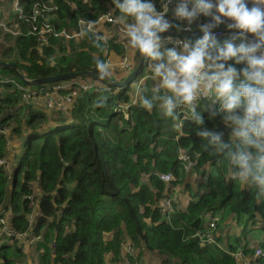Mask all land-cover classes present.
<instances>
[{"label": "trees", "instance_id": "1", "mask_svg": "<svg viewBox=\"0 0 264 264\" xmlns=\"http://www.w3.org/2000/svg\"><path fill=\"white\" fill-rule=\"evenodd\" d=\"M22 2L23 13L30 17L32 4ZM40 3L57 10L50 14L51 18H39L34 25L41 28L51 23L56 32L71 34L78 32L80 21H97L113 6L112 0ZM12 13L13 23L8 26L19 24L18 34L6 36L8 45L2 48L0 62L15 65L30 81L85 74L75 79L103 83L96 91H80L69 115L27 104L21 105L26 108L19 107L22 91L0 84V127L14 126L12 133L24 140V152L14 174L10 176L0 169V208L9 203L14 229L21 234L29 232L31 223L26 215L33 212V207H29L27 197L34 195L33 185H38L42 192L35 197L39 216L32 228L37 234L44 233L37 246L43 251L40 264H107L109 255L113 263H119L128 243L140 251L160 255L166 260L164 264H237L228 252L253 253L249 235L255 230L263 237L254 249L264 250V200L258 202L254 189L231 178L226 158L205 151L207 142L192 131L190 121H185L183 131H178L174 121L162 116L157 108L149 112L140 103L130 108L128 119L118 112L120 105L129 103L131 87L107 90L104 84L117 80L114 78L119 74L114 71L118 69H109L110 75L103 76L96 67L98 60L106 63L107 58L127 55L116 38L103 43L90 33L69 41L51 36L48 45H42L40 38L31 34L33 23H19V12ZM142 77L141 72L136 79ZM4 79L26 86L11 69H0V80ZM52 85L29 87L41 91ZM151 93L145 87L142 94ZM216 108L218 105L209 103L203 112L205 127L222 133L227 141L230 130L219 116H210ZM5 136L0 135L1 159L6 156ZM181 154L197 163L193 171L185 170ZM189 173L207 179L197 192L191 191L189 183L184 184ZM168 174L175 177L171 184L159 177ZM177 185L183 191L172 190ZM177 192L190 195L188 205L183 209L175 206L172 215L163 214L159 202L179 195ZM214 218L218 222L211 231ZM233 222L243 226L242 232L230 241L221 231ZM258 225L261 228H256ZM208 232L219 245L226 242L229 251L217 245H200L195 235ZM13 243L0 247V264L22 263L23 251L17 242ZM129 258L131 264L140 262V256Z\"/></svg>", "mask_w": 264, "mask_h": 264}, {"label": "clouds", "instance_id": "2", "mask_svg": "<svg viewBox=\"0 0 264 264\" xmlns=\"http://www.w3.org/2000/svg\"><path fill=\"white\" fill-rule=\"evenodd\" d=\"M112 3L128 46L147 60L155 82L151 95H139L141 106L149 112L157 108L178 131L190 121L192 131L207 142L205 151L226 158L231 178L254 189L255 200H264V0H159V10L155 0ZM201 17L206 22L198 25L202 35L195 41L164 38L173 29L190 32ZM221 25L231 38H217ZM96 67L110 75L107 63L98 60ZM209 103L218 105L211 118L219 116L230 130L227 141L205 127ZM182 109L186 119L178 117Z\"/></svg>", "mask_w": 264, "mask_h": 264}, {"label": "built area", "instance_id": "3", "mask_svg": "<svg viewBox=\"0 0 264 264\" xmlns=\"http://www.w3.org/2000/svg\"><path fill=\"white\" fill-rule=\"evenodd\" d=\"M7 0H1L0 7L5 4ZM29 3L32 4V11L33 14L29 17L22 11V0H12V8L14 10H11V12H19V23H33L31 24V34L36 35L40 38L42 45H48L49 38L51 36H54L56 38H65L66 41H69L71 39L80 40L82 36L85 33H90L94 35V37L97 39V37H103V39H99L103 43H106L109 38H116L118 43L120 40H124V33L122 30V26L116 21V13L117 11L114 8V5L110 7L108 13L106 15L101 16L97 21H94L92 24V28L82 35V30L87 28L88 22L80 21L78 24V32L75 34H71L67 31H62L60 33L56 32L55 28L48 23H45L41 26V28L37 25H34V23L38 22V19H46L47 16H50V14L57 10L56 7L51 6L49 4L40 3L41 0H27ZM159 1V0H158ZM157 7V5H156ZM160 9V5L158 6L157 10ZM0 13L2 14V11L0 10ZM169 14V19H170ZM51 18V16H50ZM205 18L201 17L198 21L194 22L192 26V30L190 32H176L178 34H193V33H200L198 30V25L201 23H204ZM16 25L15 28L13 26ZM13 26H2L4 29L2 31L3 36L8 35H17L18 34V27L19 24H14ZM1 26V25H0ZM111 31H114L117 33L118 37L111 36ZM215 34L217 38L220 41H223L225 39L231 38L233 33L226 28V26L221 25L219 28L215 30ZM168 35H164V38L166 39ZM173 39H185L181 36H172ZM2 44V41H0V46ZM120 44V43H119ZM124 44V42L122 43ZM120 44V45H122ZM125 45V44H124ZM171 46V45H167ZM112 59V60H111ZM144 60V64H147V60ZM106 63L109 65V69L117 68L118 71L125 72L130 74L133 72V63L132 61L127 57L123 58H107ZM138 79H135L134 82L131 84V90L132 93L130 94V101L129 103L122 104L118 107V112L122 113L125 118L128 119L129 117V110L132 106L138 105L139 102V95L142 94L139 90V87L142 85L140 84L141 80L144 81L143 78L139 79L138 87L136 86L135 81ZM1 85H12L17 87L20 91H22V94H24V98L28 100L27 105H31L34 107L42 108V106L47 107L48 109L52 110L51 112H62L67 115V112H71L73 110V105L70 101L71 96H76L77 94H81L82 92H89V91H96L101 85L103 84L101 80H99V83H92L91 81H82L77 79H72L68 82H60L59 84H53L51 87L42 89L41 91H35L32 90L29 85L21 86L16 81L12 79H4L0 80ZM105 88L107 90L110 89L109 85L104 84ZM61 95L68 96L67 98L60 97ZM56 108V109H55ZM48 109H45L49 111ZM186 110H180V119H186ZM3 134L2 128L0 127V135ZM180 160L185 164V170L186 171H193V169L197 166V163L194 161H191L190 157L187 155L181 154ZM7 166V161L5 159L0 158V168H4ZM160 179L167 183L171 184L173 181H175V177L171 174L168 175H160ZM172 185H169L171 188ZM31 201V206L33 209L37 206V203L35 201V198L32 195H29L27 197ZM177 198L172 197H165L163 198L158 205V208L160 211L165 215H172L175 211ZM11 209L6 210L3 207L0 208V222H2V226L5 227L4 231L0 233V243L7 239H17L21 240L22 242L25 241L27 244H35L38 242H41L43 239L42 234H37L33 231V224H30V230L29 232L25 234H21L17 232L13 224L10 222L12 219L11 217ZM4 215L10 216V219H8V223L10 225H7V221L3 218ZM6 221V222H5ZM218 222V218H214L213 221H211L210 224V230L214 231L216 229V225ZM34 223V222H33ZM11 226V227H10ZM195 237L199 240L200 245H217L219 248L224 250L221 245L218 244V241L215 240V237H213L212 232H208L207 234H198L195 235ZM128 243L124 249L129 245ZM228 254L234 259V261L237 264H262L264 262V250L261 248L254 249L253 253L246 254L244 250H238L234 252H228Z\"/></svg>", "mask_w": 264, "mask_h": 264}, {"label": "rangeland", "instance_id": "4", "mask_svg": "<svg viewBox=\"0 0 264 264\" xmlns=\"http://www.w3.org/2000/svg\"><path fill=\"white\" fill-rule=\"evenodd\" d=\"M157 5V8H158V6L160 5L159 4V2H158V4H156ZM8 7V8H7ZM5 8H7L6 10H4ZM0 10H4L3 11V13L1 14L0 13V41H2V44H1V46H0V57L2 56L1 55V51H2V48L3 47H6L7 45H8V42H7V39H6V37L5 36H3L2 35V31L4 30L3 28H2V26H5V27H8L7 25H8V23L9 24H12L13 23V18H11V16L13 15V13L11 12V10H14L13 8H12V1H10V3L8 2H6L5 3V6L3 7V8H0ZM3 18H5V19H3ZM19 20V19H18ZM12 21V22H11ZM23 23V22H22ZM16 27V25H14L13 26V28H15ZM111 36H114V37H118V35H117V33L116 32H114V31H111ZM123 37H124V40H120V44H122L123 42H124V44H122V46L127 50V55H128V50H130L131 48L128 46V44H127V40H126V37H125V35H123ZM185 38V37H184ZM196 39V38H195ZM188 40H193V39H188ZM236 42H238L239 43V40H237ZM134 50L133 49H131V51H130V54L133 52ZM119 58H122L121 56L119 57ZM140 59V58H139ZM112 60V59H111ZM134 63H135V65L133 66V72L134 71H137V69H138V67H139V64H138V59L137 60H135L134 61ZM133 72H131L130 74H128L127 76L129 77ZM142 72V78L144 79V81H142L141 80V82H140V84H142L140 87H139V90L141 91V92H143L144 90H145V87H148V88H150L151 90L153 89V87L155 86V82L153 81V79L151 78V73H150V71H149V68H148V66L147 67H145L143 70H140V72H139V74ZM126 76V77H127ZM139 79L138 80H136L135 81V83H136V86L138 87V83H139ZM1 86H3V85H1ZM3 88V87H2ZM120 91H122V90H120ZM81 95L80 94H77L76 96H71V99H70V101H71V103H72V105H74V104H76V101L78 100V98L80 97ZM60 97H62V98H67L68 96H64V95H61ZM28 103V100H26L25 98H24V94H22V96H21V103H20V106L19 107H23V108H26V107H24V106H21V105H26ZM42 109H48L47 107H45V106H42ZM56 109V108H55ZM21 110H24V109H21ZM49 111H47V112H49V113H51V111L52 110H50V109H48ZM55 113L56 114H58V113H62V112H56L55 111ZM64 115H65V113H63ZM67 115H69L70 114V112H67L66 113ZM178 117H180V111L178 112ZM14 126H12L11 127V130L9 129L8 131V133L6 134V137H7V139H6V141H7V143H6V149H11V145L13 144V146H14V144L15 143H20V141H21V139L18 137V136H15L13 133H12V128H13ZM10 131H11V133H10ZM22 142V141H21ZM24 146H21V145H17V147L15 148V150L18 152V155L16 156V157H11V156H9V154H11V155H14L13 153H9V154H7L6 153V158L4 157V159L7 161V166L9 165V167H8V169L6 170L8 173H9V171H16V169H17V165L20 163V160H21V158H22V155H23V152H24ZM14 174V173H13ZM12 176V175H11ZM186 179V178H185ZM206 178L205 177H203V176H201L200 174H193V175H188V177H187V179L185 180V183L184 184H187V183H189L190 185H191V191H193V192H197L198 191V189H199V185L201 184V183H204V182H206ZM204 181V182H203ZM35 185V184H34ZM36 186V185H35ZM182 186L181 185H177V186H175V189L176 190H179L178 192H181V191H183L182 190ZM36 190L38 191V194L37 195H39L40 194V192H39V190H38V188L36 187ZM33 192L35 193V191H34V189H33ZM176 193V194H179V193ZM34 198H35V195H32ZM181 196L183 197L184 195L183 194H181ZM174 197H178L177 195H174ZM36 199V198H35ZM180 197H178V200H177V202H176V208H180ZM30 202V201H29ZM30 205H31V202L29 203V207H30ZM32 207V206H31ZM33 213V212H32ZM27 214L26 216H27V219H28V221L30 222V223H32L33 221H34V219H35V217H36V215L35 214ZM3 218L7 221V225H10V223H8V219H10V216H8V215H4L3 216ZM5 221V222H6ZM242 226H243V224L241 223V224H239V225H236L234 222L233 223H229L227 226H224V231H227V237H229V240L230 241H232V237L233 236H237V235H239L241 232H242ZM11 227V226H10ZM256 228H261V225H258ZM4 229H5V227L4 226H2V222H0V233H2L3 231H4ZM255 232V234H253L252 236L251 235H249V238L250 239H252V248L254 247V248H256V246H257V243L260 241L259 239L261 238V237H263L262 236V232H260V231H258V230H255L254 231ZM258 236H260V238L257 240V237ZM253 237V238H252ZM10 240H15V242H17V244H19V243H22V241L21 240H17V239H10ZM13 242V241H12ZM23 242H25V241H23ZM28 245H30V244H28ZM27 249H28V247H26ZM253 248V249H254ZM32 250V253H35L34 252V250H33V248L31 249ZM137 251H138V249L133 245V244H129L125 249H124V251H123V254L121 255V259H122V261H123V264H131V262H130V258L129 257H133V258H135V259H137L139 256H140V262L139 261H137L136 262V264H142V262H143V257L141 256V254H138L137 255ZM140 251V250H139ZM43 253V251L42 250H40L39 251V254H42ZM35 256V255H34ZM38 257H37V255L34 257V258H32V263H34V264H38Z\"/></svg>", "mask_w": 264, "mask_h": 264}, {"label": "crops", "instance_id": "5", "mask_svg": "<svg viewBox=\"0 0 264 264\" xmlns=\"http://www.w3.org/2000/svg\"><path fill=\"white\" fill-rule=\"evenodd\" d=\"M10 1H12V0H7L6 2L8 3H10ZM5 2V3H6ZM5 6V4L3 5V6H1L0 8H3ZM8 8V7H7ZM7 8H5L4 10H6ZM4 10H1L2 11V13H3V11ZM5 12V11H4ZM3 19H5V18H3ZM172 32V31H171ZM130 51H131V49L130 50H128V55H126L131 61H132V63H133V66L135 65V63H134V61L135 60H137L138 59V64L140 65V62L142 61V57L140 56V54L138 53V52H136V51H133L131 54H130ZM140 58V59H139ZM117 59V58H116ZM147 65V64H146ZM147 67V66H146ZM150 71V70H149ZM115 73H117V74H119L118 75V77H116V78H114V79H117L116 81H114V82H118V83H122L121 81H123L124 79L126 80L127 78H128V73H125V72H121V71H114ZM127 76V77H126ZM2 128V131H3V134L4 135H6L9 131V129H6L4 126H2L1 127ZM11 130V129H10ZM10 133H11V131H10ZM6 137V136H5ZM6 139H7V137H6ZM22 141V142H21ZM20 141V143L18 142V143H15L14 144V146H13V144L11 145V149H6V153L7 154H9V153H13L14 155H11V154H9V156H11V157H16L17 155H18V152L15 150V148L17 147V145H21V146H23V144H24V140H21ZM6 158V157H5ZM8 167H9V165L8 166H6V167H4V169L5 170H7L8 169ZM0 169H2V168H0ZM208 169V168H207ZM15 172V170L12 172V171H9V175L11 176L13 173ZM189 174H191V173H189ZM191 175H193V174H191ZM36 185V186H35ZM35 185H33V189H34V191H35V193H34V195H35V197L37 196V197H40L41 196V194H42V192H41V190L39 189V187H38V185L37 184H35ZM36 187L38 188V190H39V192H40V194L39 195H37L38 194V191L36 190ZM172 190H176L175 188L174 189H172ZM184 196L182 197L181 196V194H179V195H177L178 197H180V208L179 209H183V208H185L187 205H188V203H189V201H190V195H188V194H183ZM178 197H176L177 198V200H178ZM39 202V201H38ZM4 209H6V210H9V209H12V206L9 204V203H7L6 204V206H4L3 207ZM32 214H35L36 215V217H35V219H34V221L33 222H35L36 221V219H37V217L39 216V211H38V203H37V206L35 207V209H33V213ZM11 215V217H12V213L10 214ZM32 222V223H33ZM221 232H223L222 234L224 235V238H227V231H224V229L221 231ZM260 238V236H258L257 237V240ZM262 238V237H261ZM261 238L259 239V240H261ZM15 242V240H10V239H7V240H4L3 242H1L0 243V247H4L3 246V244H5V243H12V245L14 244L13 242ZM260 242V241H259ZM39 243L40 242H38V243H35V244H32V245H28L27 243H25V242H22V243H19V244H17L18 245V247H20V249H22V251H23V255H22V263H18V264H34V263H32V258H34L36 255H37V257H38V264H40V255L41 254H39V251L40 250H38L37 249V246L39 245ZM225 243L226 242H224L223 244H221V246H222V248L224 249V250H226V251H229L228 249H227V247H226V245H225ZM26 247H28V249L26 248ZM33 248V250H34V252L35 253H32V249ZM254 250V249H253ZM123 251H124V247H123V250H122V254H123ZM138 254H141V256L143 257V262H142V264H164V262L166 261L163 257H161L160 255H158V254H156V253H153V252H147V251H137V255ZM35 255V256H34ZM106 261H107V264H123V261H122V259H121V261L119 262V263H113L112 262V256H107V259H106Z\"/></svg>", "mask_w": 264, "mask_h": 264}, {"label": "water", "instance_id": "6", "mask_svg": "<svg viewBox=\"0 0 264 264\" xmlns=\"http://www.w3.org/2000/svg\"><path fill=\"white\" fill-rule=\"evenodd\" d=\"M164 35H171V36H181V37H185V39H195V38H199L202 33H193V34H178L175 32H169V33H165ZM143 59L140 62V65L137 69V71H134L124 82L122 83H118V82H112L109 83V86L111 87H116L119 89H124L126 87H128L132 81L138 76L140 70L143 68ZM0 69H11L13 70L16 75L18 76V78L26 85L29 86H40V85H47V84H54L57 82H64V81H68L71 79H75V78H79L81 76H84L85 74H74V75H65V76H52V77H46V78H42V79H37V80H27L26 77L19 72V70L17 69V67L15 65L12 64H8L5 62H0Z\"/></svg>", "mask_w": 264, "mask_h": 264}]
</instances>
